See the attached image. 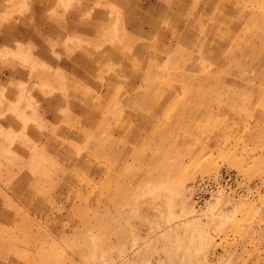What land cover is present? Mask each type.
<instances>
[{"label": "rangeland", "instance_id": "374dc122", "mask_svg": "<svg viewBox=\"0 0 264 264\" xmlns=\"http://www.w3.org/2000/svg\"><path fill=\"white\" fill-rule=\"evenodd\" d=\"M0 264H264V0H0Z\"/></svg>", "mask_w": 264, "mask_h": 264}, {"label": "bare ground", "instance_id": "6f19581e", "mask_svg": "<svg viewBox=\"0 0 264 264\" xmlns=\"http://www.w3.org/2000/svg\"><path fill=\"white\" fill-rule=\"evenodd\" d=\"M228 20H230V18H228ZM234 35H235V34H234ZM235 37H236V36H235ZM235 40H237L238 42H239V41H242V40H241L240 38H238V37L235 38ZM225 42H226V41H225ZM227 42H228V41H227ZM221 44H222V43H221ZM231 44H232V42H231ZM252 44H253V42H252ZM259 44H260V43H259ZM225 45H226V44H225ZM225 45H224V46H225ZM228 45H229V44H228ZM254 45H255V44H254ZM226 46H227V45H226ZM260 47H261V46H260ZM255 48H256V47H255ZM253 49H254V47H253ZM260 49H261V48H260ZM254 51H255V50H254ZM254 54H255V53H254ZM137 93H138V92H137ZM74 164H75V165H74ZM74 164H73V165H74L73 167H76V166H77V163H74ZM65 183H66V182H65Z\"/></svg>", "mask_w": 264, "mask_h": 264}]
</instances>
